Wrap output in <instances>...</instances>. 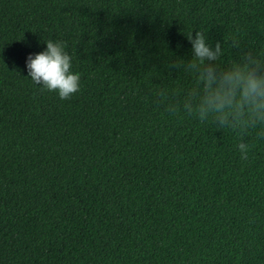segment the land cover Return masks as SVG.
Listing matches in <instances>:
<instances>
[{"label": "trees", "instance_id": "16d2710c", "mask_svg": "<svg viewBox=\"0 0 264 264\" xmlns=\"http://www.w3.org/2000/svg\"><path fill=\"white\" fill-rule=\"evenodd\" d=\"M264 58V0H0V264H264V139L157 103L194 77L186 35ZM66 42L81 90L26 58Z\"/></svg>", "mask_w": 264, "mask_h": 264}, {"label": "clouds", "instance_id": "9594fccd", "mask_svg": "<svg viewBox=\"0 0 264 264\" xmlns=\"http://www.w3.org/2000/svg\"><path fill=\"white\" fill-rule=\"evenodd\" d=\"M191 44L192 58L187 62L174 61L170 66L194 77V86L187 90L182 101L175 100L178 93L161 88L157 93L158 105L165 104L171 115L184 113L196 117L201 123L211 121L218 129H228L237 138L236 148L241 161L249 160L253 147L247 140L256 132L264 139V58L237 39L230 41V49L239 56L230 59L226 66L218 61L225 55L223 46L207 42L205 31L186 35ZM44 51L26 58L27 76L41 91L54 92L63 101L81 90V77L72 71V56L66 42L49 39Z\"/></svg>", "mask_w": 264, "mask_h": 264}]
</instances>
